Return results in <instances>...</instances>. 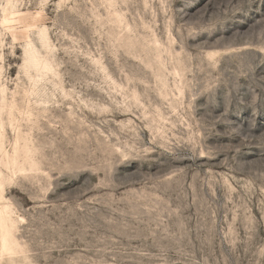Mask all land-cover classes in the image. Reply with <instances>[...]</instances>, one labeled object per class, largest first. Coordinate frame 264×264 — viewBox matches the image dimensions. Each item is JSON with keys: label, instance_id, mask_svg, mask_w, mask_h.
<instances>
[{"label": "rangeland", "instance_id": "1", "mask_svg": "<svg viewBox=\"0 0 264 264\" xmlns=\"http://www.w3.org/2000/svg\"><path fill=\"white\" fill-rule=\"evenodd\" d=\"M17 5L9 102L41 29L57 74L46 113L3 117L10 155L19 127L34 154L0 165L22 246L0 264H264V0Z\"/></svg>", "mask_w": 264, "mask_h": 264}, {"label": "bare ground", "instance_id": "2", "mask_svg": "<svg viewBox=\"0 0 264 264\" xmlns=\"http://www.w3.org/2000/svg\"><path fill=\"white\" fill-rule=\"evenodd\" d=\"M3 1V7L0 3V9L3 14L1 26L2 28H4V32H6L8 30L11 18L16 14L19 7L17 5L18 0ZM110 6L112 7V5ZM116 23L119 25L122 24L121 16H117ZM3 36L4 33L0 28V43L1 37ZM2 47L3 45H0V49H2ZM23 50L24 58L22 69L25 77L29 80L30 84L32 85V89L28 91L24 90L22 95L19 92H15L13 94L12 101L9 102L7 97L8 89L0 82V165L8 170H11L14 166L18 165L19 159L22 157L21 155H19L20 150H22L21 154L27 156L33 155L34 151L30 146V135L23 134L21 127H19L16 130V139L12 149L13 153L12 155H10V152L6 148L8 134L5 122L3 120L4 115H8L10 121L12 122V126L15 127V111L20 112V114L24 118V121L30 122H32L33 118L36 117V112L39 115L46 113L47 103L42 100L40 102L34 101L33 98L34 96L44 94L42 89L45 88V83L47 82L50 76H55L57 74V71L55 69V66L53 65V61L51 58L53 48L50 44L49 36L46 29L40 30L37 39H30L29 37L28 42L23 47ZM1 55L2 54L0 52V57ZM0 69H3V67H0ZM2 73L3 71L0 74V78L2 77ZM17 95L22 96L21 102L16 99ZM25 158V163H28L30 165V169H34V162L31 161L29 158V163V161H27L28 158L26 156ZM22 166L23 164L22 162H20V167L22 168ZM6 179L7 177L5 173L0 169V202L4 201L3 192ZM20 221L22 222L23 219H20ZM18 222L19 221L15 219V213L10 209L8 205H3L2 207H0V254L2 256H4L5 254H10L14 256L18 253L19 250L22 249V246L16 239L15 235V231L17 228L16 225Z\"/></svg>", "mask_w": 264, "mask_h": 264}]
</instances>
